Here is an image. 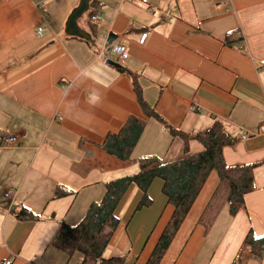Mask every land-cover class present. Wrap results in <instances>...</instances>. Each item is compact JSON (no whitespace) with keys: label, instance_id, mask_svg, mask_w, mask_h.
Returning <instances> with one entry per match:
<instances>
[{"label":"crops","instance_id":"0c3cea01","mask_svg":"<svg viewBox=\"0 0 264 264\" xmlns=\"http://www.w3.org/2000/svg\"><path fill=\"white\" fill-rule=\"evenodd\" d=\"M79 3L0 0V138H17L0 148V264H83L53 246L61 226L76 225L107 182L181 157L183 142L145 118L128 72L169 125L198 135L220 122L236 140L223 150L227 165L257 166L235 216L210 173L160 264H264V251L243 247L250 232L264 238V0H95L78 22L90 40L65 33ZM119 43L122 69L107 64ZM130 117L146 127L123 162L103 147ZM148 195L151 207L138 212L137 186L121 201L105 253L113 264H147L169 224L163 182Z\"/></svg>","mask_w":264,"mask_h":264},{"label":"trees","instance_id":"16d2710c","mask_svg":"<svg viewBox=\"0 0 264 264\" xmlns=\"http://www.w3.org/2000/svg\"><path fill=\"white\" fill-rule=\"evenodd\" d=\"M94 1L91 3V8ZM91 12L92 10L88 13ZM231 36L227 37V44ZM127 74L145 118L161 124L173 139H180L184 147L178 159L165 161L149 170L107 182L102 200L92 203L76 225L61 226L53 240V246L69 258L76 253L82 254L83 264L114 263L115 259H106L105 253L121 222L116 211L132 185L137 186L142 193L135 212L151 207L152 201L148 191L156 179L163 182V194L167 198L168 205L174 208V214L147 264L161 263L211 172L215 171L218 174L219 191L222 188L227 190L226 199L231 216L246 209L245 196L255 190L254 170L257 166H229L225 162L223 150L225 147L235 145L236 140L227 133L222 123L216 122L198 135L187 134L172 127L146 103L138 77L130 72ZM145 127L146 120L130 117L121 131L108 136L104 150L120 161H130ZM193 141L202 146V152L191 153ZM243 247H248L253 253L261 255L264 251V238H257L253 232H250ZM234 264H238V260Z\"/></svg>","mask_w":264,"mask_h":264},{"label":"built area","instance_id":"2783aa9c","mask_svg":"<svg viewBox=\"0 0 264 264\" xmlns=\"http://www.w3.org/2000/svg\"><path fill=\"white\" fill-rule=\"evenodd\" d=\"M43 8V6H41ZM93 21L94 22H99L101 20V16L100 15H95L93 16ZM43 29H39V34H42ZM146 35L142 38L141 40V44L145 42L146 40ZM102 54H106V51H104ZM107 54L109 55L110 59L116 63L119 64H123L124 62H126V60L128 59L129 55H128V49H127V45L125 43H119L116 46L112 47L109 51H107ZM191 110L193 112H201V109L197 106L196 104V100H193V106L191 108ZM260 134H264V125L260 128L259 130ZM248 135L244 134L242 136L243 140L248 139ZM17 143V138L12 136V135H8L5 138H0V148H8L13 146L14 144ZM14 193L13 192H7L5 194V198L9 199L11 196H13ZM4 264H10L9 261L4 262Z\"/></svg>","mask_w":264,"mask_h":264},{"label":"water","instance_id":"95a60500","mask_svg":"<svg viewBox=\"0 0 264 264\" xmlns=\"http://www.w3.org/2000/svg\"><path fill=\"white\" fill-rule=\"evenodd\" d=\"M93 0H80L79 5L71 12L65 26V33L71 37H77L84 40H90L91 36L80 28L78 22L86 15L91 9V3ZM108 65L122 69V65L112 60L107 62Z\"/></svg>","mask_w":264,"mask_h":264},{"label":"rangeland","instance_id":"374dc122","mask_svg":"<svg viewBox=\"0 0 264 264\" xmlns=\"http://www.w3.org/2000/svg\"><path fill=\"white\" fill-rule=\"evenodd\" d=\"M84 16H86V18H87L88 21H89V15L86 14V15H84ZM192 146H193V149H192ZM192 146H191V153H192V154H193V153H196V152H195V149H194L196 146H198V147L201 148V150H202V146H201L200 144H197V143L193 144V143H192ZM218 193H219V196H218V203H221V202H223V201L226 199V197H227V190H226L225 188H222L220 191H218Z\"/></svg>","mask_w":264,"mask_h":264},{"label":"clouds","instance_id":"9594fccd","mask_svg":"<svg viewBox=\"0 0 264 264\" xmlns=\"http://www.w3.org/2000/svg\"><path fill=\"white\" fill-rule=\"evenodd\" d=\"M96 99H97V97L94 98V100H96Z\"/></svg>","mask_w":264,"mask_h":264}]
</instances>
